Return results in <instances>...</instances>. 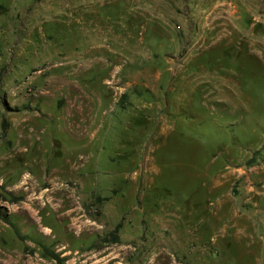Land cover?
<instances>
[{
	"label": "rangeland",
	"instance_id": "obj_1",
	"mask_svg": "<svg viewBox=\"0 0 264 264\" xmlns=\"http://www.w3.org/2000/svg\"><path fill=\"white\" fill-rule=\"evenodd\" d=\"M215 3L0 0V264H264L263 213L185 211L264 190L260 41Z\"/></svg>",
	"mask_w": 264,
	"mask_h": 264
},
{
	"label": "crops",
	"instance_id": "obj_2",
	"mask_svg": "<svg viewBox=\"0 0 264 264\" xmlns=\"http://www.w3.org/2000/svg\"><path fill=\"white\" fill-rule=\"evenodd\" d=\"M214 7L220 9L219 15L216 14L214 16L215 19L226 20L223 17L224 11H221V8L229 7V9L235 10L233 13H238L237 20L248 24L245 31L248 33L250 40L256 39L260 41V48H251V53L260 56L264 63V0H216ZM254 181L251 185L264 183L260 179ZM246 182L248 180H245ZM219 186V182H212L210 187L211 194L202 195L195 205L186 207L185 211H205L206 209L207 211H257L264 214V190H256L253 187L246 188L241 185L239 188L240 193L237 197L226 195L223 198L217 193ZM263 188L264 186H262ZM227 203H233V205H228ZM249 225H245L244 231L247 229L246 234L252 231L248 232Z\"/></svg>",
	"mask_w": 264,
	"mask_h": 264
},
{
	"label": "bare ground",
	"instance_id": "obj_3",
	"mask_svg": "<svg viewBox=\"0 0 264 264\" xmlns=\"http://www.w3.org/2000/svg\"><path fill=\"white\" fill-rule=\"evenodd\" d=\"M83 232V231H82Z\"/></svg>",
	"mask_w": 264,
	"mask_h": 264
}]
</instances>
